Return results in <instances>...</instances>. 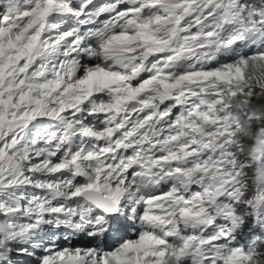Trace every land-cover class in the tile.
<instances>
[{"label": "snow or ice", "instance_id": "obj_1", "mask_svg": "<svg viewBox=\"0 0 264 264\" xmlns=\"http://www.w3.org/2000/svg\"><path fill=\"white\" fill-rule=\"evenodd\" d=\"M0 264H264V0H0Z\"/></svg>", "mask_w": 264, "mask_h": 264}]
</instances>
